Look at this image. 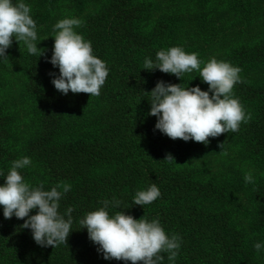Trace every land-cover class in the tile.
<instances>
[{
    "label": "trees",
    "instance_id": "16d2710c",
    "mask_svg": "<svg viewBox=\"0 0 264 264\" xmlns=\"http://www.w3.org/2000/svg\"><path fill=\"white\" fill-rule=\"evenodd\" d=\"M197 1L199 9L207 0ZM222 1L240 8L239 0ZM81 2L61 0L60 6L81 11ZM154 4L155 0H105L81 17L84 23L76 32L91 42L93 54L109 70L99 96L70 91L64 95L54 88L49 73L59 75V70L47 62L54 41L42 45L43 56L27 51L18 56L11 71L0 68V87L13 76L17 89L12 99L0 100V186L11 163L28 157L31 164L18 170L25 182L33 187L43 182L44 190L59 182L70 184L59 212L64 215L69 207L74 209L67 246L52 248L37 245L31 230L22 228L24 221L15 216L5 219L0 206V264H126L103 259L79 223L88 212L103 207L105 200L111 202L106 209L110 216L124 211L136 219H158L169 237H180L177 257L169 261L162 253L163 264H257L252 242L230 224V204L235 202L232 190L242 184L239 190L252 205V226L264 242V177L239 183L236 177L224 182L208 176L204 166L211 157L220 159L221 141L204 145L172 140L154 130L157 118L148 115L151 97L145 92L157 81L182 87L192 81L186 74L178 79L158 69L144 70L145 58L155 62L159 50L173 46L187 53L188 39L211 42L219 33L218 23L179 31L178 21L169 16L183 13L181 7L163 8L154 16L150 11ZM243 47H238L243 56L237 63L260 61L262 45L257 48L251 42ZM227 51L229 57L234 55L233 49ZM233 92L252 114L238 132L227 134L247 160L264 158V84ZM166 153L175 162L164 160ZM153 183L161 196L151 204L134 205L136 192ZM114 198L121 202L118 207Z\"/></svg>",
    "mask_w": 264,
    "mask_h": 264
},
{
    "label": "clouds",
    "instance_id": "9594fccd",
    "mask_svg": "<svg viewBox=\"0 0 264 264\" xmlns=\"http://www.w3.org/2000/svg\"><path fill=\"white\" fill-rule=\"evenodd\" d=\"M30 13V5L23 0H0V59L5 62L10 63L7 49L13 40L22 42L31 55H44L46 49L38 48L35 43L38 39L37 25ZM83 23L81 19L72 17L61 19L54 25L52 55L47 62L58 68L59 75H49L53 77L51 83L54 88L64 95L70 91L88 94L89 97L99 96L109 70L106 63L93 54L91 42L76 32L75 29ZM143 69H158L178 79L195 70L202 82L208 85V90L203 91L198 85L182 87L181 84L159 80L150 92H145L151 97L148 115L157 118L154 130L172 140H192L207 145L210 137L238 132L242 123L251 120V114L233 94L234 86L243 82L240 67L215 58L205 63L199 59L198 53H186L182 47L173 46L159 50L155 62L145 58ZM164 160L175 162L170 153H166ZM30 164L28 157L14 160L4 176V184L0 186L3 217L11 219L15 216L23 220L22 228L30 229L32 239L41 247L67 246L74 209L69 207L62 215L59 202L70 191L71 185L59 182L50 190H44L43 182L39 186H31L18 171ZM244 180L255 183L250 172L244 175ZM160 196L159 188L153 183L146 190L137 191L132 203L142 207ZM114 201L116 207L121 203L115 198ZM102 203L103 207L88 212L79 223L87 230L88 239L98 245L97 252L103 259L126 264H163L162 253H167L169 261L175 260L180 237L175 234L169 237L158 219L149 221L143 216L136 219L124 211L110 216L106 209L111 202L105 200ZM34 209L37 210L35 214H30ZM253 247L259 252L264 245L257 242Z\"/></svg>",
    "mask_w": 264,
    "mask_h": 264
},
{
    "label": "rangeland",
    "instance_id": "374dc122",
    "mask_svg": "<svg viewBox=\"0 0 264 264\" xmlns=\"http://www.w3.org/2000/svg\"><path fill=\"white\" fill-rule=\"evenodd\" d=\"M208 1V0H207ZM205 1L202 5L197 7V0H155V9L150 10L154 12V16L157 13L162 12L163 8L180 6L182 9L181 14L178 16H169L175 21L176 27L179 31H192L197 30L199 25H208L212 22L218 23L219 33L216 34L215 39H211V42L199 43L197 40L188 39L187 41V53H198L199 59L203 62H207L212 58L218 61H226L231 65L240 67L242 69L240 76L242 78L241 83L234 86L236 92L244 91L248 86H256L264 84V0H239L240 8L233 7L232 2L226 3L222 0H209ZM16 2V0H14ZM23 2L31 7V16L37 25L38 39L37 47L41 48L42 45L48 44L49 41H54V25L64 18H79L83 15L89 14L97 7L98 3H104L105 0H82L79 4L81 11L75 8H62L61 0H23ZM250 9V10H248ZM168 14V13H167ZM176 15V14H175ZM82 20V19H81ZM202 26V25H201ZM49 40V41H48ZM255 43L262 45L261 50H257V55L260 61L253 62L254 59H247L244 64H239V61L243 53L239 46L244 49L243 44ZM252 45V44H250ZM228 48L233 49L234 55L229 57L230 51ZM186 49V48H185ZM245 50V49H244ZM27 52L26 46L20 42L17 43L13 40L12 46L7 49L10 63L0 59V68L11 71V68L18 64V56ZM232 54V52H231ZM4 63V66L2 65ZM203 67V64L201 65ZM186 77L192 82L188 87L199 86L201 90L207 91L208 86L202 82L199 77V72L193 71L186 74ZM3 80V79H2ZM195 82V83H194ZM7 83V82H6ZM185 86V87H187ZM9 90L6 94L5 91ZM17 92L13 76H10L8 83L4 87H0V100L12 99ZM234 97L238 98L237 94L233 92ZM211 95V93H210ZM239 99V98H238ZM240 101V99H239ZM245 111L251 113L250 107L242 103ZM251 105V103H250ZM221 141L223 143V152L227 153L220 157V159L209 158L206 162L205 173L209 176H215L219 179H223L224 182H230L234 180V177L241 183V179H244V175L248 172L252 173L253 178L264 177V158L258 156L251 161L244 157L243 153L237 149V142L232 140L227 133L220 135L216 138H209V141ZM209 157V156H207ZM248 157V156H247ZM257 173L258 175H256ZM244 183V182H242ZM242 184H240L241 186ZM240 186H236L232 192L235 195L234 203L230 205L231 215L229 217L230 224L233 227L240 229L247 240L255 243L259 242L264 245L263 239L260 238V231L257 227L252 226L251 212L252 205L248 198L239 190ZM238 188V189H237ZM257 264H264V247L259 252L256 251Z\"/></svg>",
    "mask_w": 264,
    "mask_h": 264
}]
</instances>
